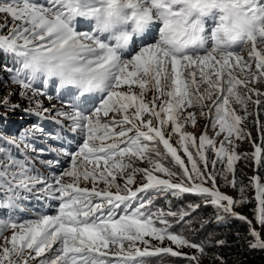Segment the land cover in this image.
Listing matches in <instances>:
<instances>
[{
	"label": "snow or ice",
	"instance_id": "obj_1",
	"mask_svg": "<svg viewBox=\"0 0 264 264\" xmlns=\"http://www.w3.org/2000/svg\"><path fill=\"white\" fill-rule=\"evenodd\" d=\"M213 9L222 13L213 36L229 14L249 30L241 31L239 41L221 55L215 54L219 42L198 55L196 47H203L200 34L205 31L202 17ZM0 14L13 22L11 28L0 24V33L8 29L7 35L0 34V50L19 61V66L5 70L24 90L20 95L31 91L33 100H51L54 93L61 108L44 107L36 100L34 114L63 117L80 136L76 148L65 149L61 142L55 150L71 166L51 181L28 158L0 147L8 161L0 170V189L11 193L0 201V208L17 207L20 191L37 188L56 201L52 214L27 222L11 216L0 219V264H150L163 255L199 264V257L177 249L190 247L203 256L204 242L174 231V225L186 223L189 210L199 205L165 210L156 207L151 193L201 196L208 202L205 207L215 206L248 223L255 240L250 246L264 250L262 232L235 213L237 202L215 187L217 165L221 174L234 175L235 162L248 159L234 144L251 139L242 126L254 115L248 105L256 106L257 123L264 106V92L253 87L264 82V0H0ZM87 20L94 23L81 28ZM130 22L137 35L125 32L122 44L108 43L117 23ZM249 45L247 56L242 55ZM7 104L5 100L0 106ZM196 107L200 117L209 118L198 137L184 130L196 124ZM260 127L264 131V125ZM33 131L45 134L36 125ZM7 143L19 149L15 139ZM24 147L40 155L47 151ZM262 152L264 144L255 147L257 165H264ZM46 163L53 167L60 161ZM9 175L14 183L6 185L3 178ZM252 181L256 222L264 231V183L259 177ZM235 183L233 179L232 186ZM9 230L11 235H5ZM223 244L221 240L215 246Z\"/></svg>",
	"mask_w": 264,
	"mask_h": 264
},
{
	"label": "rangeland",
	"instance_id": "obj_2",
	"mask_svg": "<svg viewBox=\"0 0 264 264\" xmlns=\"http://www.w3.org/2000/svg\"><path fill=\"white\" fill-rule=\"evenodd\" d=\"M45 2V0H44ZM81 19V18H78ZM12 20L10 16H5L4 14H0V24H6L8 25V28H11L12 25ZM19 23V22H17ZM89 26H91V24H82L81 23V28H88ZM0 34H8V29H4V31ZM250 50V45L248 47H245L241 50V54L244 56H247L248 51ZM237 72L239 71L238 69L236 70ZM2 85V84H0ZM16 83H8V85H2V87L5 89L6 92H10L12 93V96H14L16 98V101L20 100L22 98V96L20 95V93H18V89L16 88ZM206 87V86H204ZM253 87H255L256 89H258L260 92H264V82H257L256 84L253 85ZM152 96V93L149 91L147 93V98L150 99ZM43 99H47V98H41V97H37V100H43ZM253 99H255V97H253ZM50 102L54 105H59L61 106V100H55V99H51ZM15 107V110L12 109V111L10 110L9 112H6L5 110H3L4 108H2L0 106V114L3 115V117H8V118H12V120L14 121L15 125H13L15 128L14 129H18V128H22L21 133L23 134V138L29 141V138L32 136L37 137V135H34V131L33 126L31 125H27L29 120H26V118H24V113H22L24 110L28 109V110H32V107H27L26 105H22L21 103L17 102V103H13L12 106H17ZM237 110H239V106H236ZM192 111L197 113V122L195 125H185V131L196 135L197 137L202 134L205 131V126L208 124L209 122V118L207 116L205 117H200L199 114V107H196L194 109H192ZM205 111H207V109H205ZM248 111L252 112L254 115L252 116H248L247 120L244 122V124L242 125L244 128L245 132H250L251 133V139L249 140H234V144L236 146V151L238 154L241 155H247L248 159L244 160L241 159L237 162H235V174L233 175L232 173H225L227 175V179H225V174H221V165H217L216 167V176H217V180H216V189L219 190L222 194L229 196L230 198H232L234 201H236L237 203L235 204L233 211L235 213H237L238 215H242L244 217H246L248 220H251L253 222V224H255V230L257 232H262V236H264V231H262L261 226L254 221V219L248 217L247 215H245V213L242 211V207L244 205V203H247L250 201V199H252L253 203H254V209L257 208V204L258 202L256 201V191H255V186L254 183L252 181V177H259L261 180V183H264V165H257L255 162V159L253 157V153L255 150L256 146H260L262 144H264V131H261V127L260 125H264V106H261V108L259 109V123L256 122V116L255 113L257 112V108L255 105L253 104H249L248 105ZM240 114H243L242 112H240ZM29 117V116H27ZM51 131V130H50ZM52 132V131H51ZM66 135V138L69 139L70 142H75L74 146H71L72 149L76 148V144L77 141L80 139L77 137L76 140H74L69 134L68 132H64ZM210 136L213 135V132L209 131L208 133ZM175 139V138H174ZM43 146L45 147V149H47V151L43 154L46 157H48L50 160H56L57 158L59 159L60 163L57 167H59L58 169H56V166L53 167H48L50 168V170L47 172L44 170V167L40 166V163H37L36 161H34L32 158L30 160L31 163H33L35 165V169L36 171H38L39 173H41L43 176L47 177L49 181H51L53 175H58L61 171L63 170H67V166L70 164V162L68 161L66 156L60 155L59 152L55 151L57 148L55 147H50L48 144H46L45 142H43ZM219 143V142H218ZM8 145V144H7ZM69 145L65 148L68 149ZM162 148V146H160ZM22 153H18L19 156L24 157L21 155ZM262 155H264V152H262ZM213 158H215V156L213 155ZM4 162V161H2ZM40 164V165H39ZM46 166V165H44ZM137 166L138 167H144L145 165L143 163L137 162ZM47 167V166H46ZM190 167V165H189ZM14 170V169H13ZM209 171H212L211 168H209ZM139 177V176H138ZM137 177V182L139 183V179ZM67 179V178H65ZM235 180V187L232 186L231 181ZM118 182L123 183L122 180H118ZM85 186L91 187L90 184H86ZM204 186L207 187H212V185L210 183H206ZM243 188V192L240 191V189ZM17 191H20L19 189H17ZM5 192H7L5 190ZM170 193L168 194H164L163 197L166 201L169 200L170 197ZM20 200L19 202H21V204H29L30 206H28V209L31 208V206L33 205L32 203H37L39 204L41 207L37 206L35 207V209H31L32 211H26L27 213H29V215L26 217L24 215L20 216L19 213H11V217L14 218L15 220H21L23 222H27L31 219L36 218V212L35 210H42V214H52L56 205V201L51 200L50 198L46 197L44 195V193L42 191L39 190V188H37L36 190L32 191V192H22L20 191ZM39 199H45L48 200L52 206L54 208L50 209V210H45V207L43 205V203L38 200ZM33 202H31V200ZM246 200V202H241ZM12 209V208H11ZM216 217L215 220L216 222L221 221L223 218H227L226 213L222 212V211H218L216 208ZM217 217H222V219H217ZM0 219H2L0 217ZM248 224V223H247ZM243 238V244H245L247 246V244H252L255 242L254 238L251 237L250 235V226L249 224L245 226V228L242 230L241 233ZM5 235L10 236L11 235V230H9L8 232L5 233ZM2 242V241H0ZM165 245H168V241L164 242ZM185 249H192L190 247H184L182 249H177L180 250L182 252L185 253ZM192 254L191 255H195L197 257H199V264H202V262H204V264H210V261L216 257V253L214 251H210V249L205 250L206 254L203 256H200V253L197 250L192 249ZM257 252H261L262 256H261V260L263 261L264 264V250H257ZM34 264V262H32ZM237 263V262H236ZM239 263V262H238ZM213 264V263H211ZM245 264V263H242ZM259 264H262V262H260Z\"/></svg>",
	"mask_w": 264,
	"mask_h": 264
},
{
	"label": "trees",
	"instance_id": "obj_3",
	"mask_svg": "<svg viewBox=\"0 0 264 264\" xmlns=\"http://www.w3.org/2000/svg\"><path fill=\"white\" fill-rule=\"evenodd\" d=\"M14 64L19 66V61H17L14 56L5 54L0 50V84L8 85V83L13 82L12 75L9 71L5 70V68H11ZM2 85H0V103L5 100L8 102L16 101L12 93L6 92ZM16 85L18 93L24 91L18 84ZM31 95L32 92L29 91L27 95L22 96L18 102L21 104L30 103L31 98L29 97ZM1 107L6 110L10 109L8 106ZM27 115L32 116V121L28 125H36L38 127L40 123L36 120L37 117L33 113H28ZM138 179L140 180V177H138ZM164 194L165 193H160L157 195L151 193V195L154 196L156 207L165 210L171 208L174 211H178L188 209L189 205H199L198 208L189 210L190 214L185 217L186 223L174 225V231L182 233L190 241L196 243L204 242L205 250L210 249V251H214L216 257L210 261V264H221V260H223L224 264H259L260 262L263 264L261 260L262 254L261 252H257V250L261 251V249H253L250 246L251 244H247V246L243 244L244 237L241 236V233L245 226L248 225L245 221L228 214L226 219L223 218L221 221L216 222V207H205V204L208 202L195 193H182L176 196L170 195L168 201L164 199ZM242 211L245 215L256 221V213L252 199L244 203ZM221 240L224 241V244L222 246H215L216 243ZM191 251L192 249H185V253L189 255L192 254ZM150 264H189V261L170 255H163L152 258ZM202 264H204V262H202Z\"/></svg>",
	"mask_w": 264,
	"mask_h": 264
},
{
	"label": "clouds",
	"instance_id": "obj_4",
	"mask_svg": "<svg viewBox=\"0 0 264 264\" xmlns=\"http://www.w3.org/2000/svg\"><path fill=\"white\" fill-rule=\"evenodd\" d=\"M199 12V7L195 9L193 14ZM210 11L204 13V16L208 15ZM219 22V21H218ZM216 27V26H215ZM133 24L130 22L127 25H123L117 23L115 27H113L108 35L111 36V44L117 45L123 43V33L128 32L131 35H137V33L132 32ZM215 30V28L213 29ZM249 30V26L242 21L239 17L229 14L228 20L223 23V26L219 28L216 32V35L213 36L211 33V39L213 41L212 48H216L217 42H219L220 47L216 49L217 55H221L223 51L229 46L234 45L239 41V34L241 31ZM203 33L200 35L202 36ZM130 43V41H129Z\"/></svg>",
	"mask_w": 264,
	"mask_h": 264
},
{
	"label": "bare ground",
	"instance_id": "obj_5",
	"mask_svg": "<svg viewBox=\"0 0 264 264\" xmlns=\"http://www.w3.org/2000/svg\"><path fill=\"white\" fill-rule=\"evenodd\" d=\"M211 11H212V10H211ZM211 11H210V12H211ZM210 12H209V13H210Z\"/></svg>",
	"mask_w": 264,
	"mask_h": 264
}]
</instances>
